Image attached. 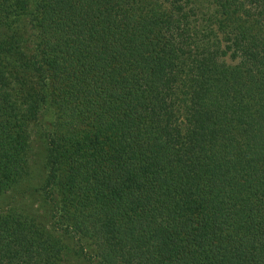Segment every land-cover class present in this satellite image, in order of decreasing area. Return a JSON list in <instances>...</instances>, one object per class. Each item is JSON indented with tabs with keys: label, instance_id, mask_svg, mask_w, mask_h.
Here are the masks:
<instances>
[{
	"label": "trees",
	"instance_id": "1",
	"mask_svg": "<svg viewBox=\"0 0 264 264\" xmlns=\"http://www.w3.org/2000/svg\"><path fill=\"white\" fill-rule=\"evenodd\" d=\"M0 264H264V0H0Z\"/></svg>",
	"mask_w": 264,
	"mask_h": 264
}]
</instances>
